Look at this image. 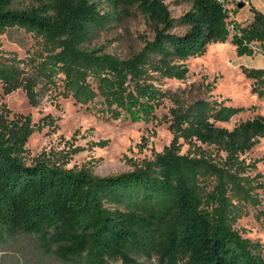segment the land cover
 Listing matches in <instances>:
<instances>
[{
	"label": "rangeland",
	"instance_id": "obj_1",
	"mask_svg": "<svg viewBox=\"0 0 264 264\" xmlns=\"http://www.w3.org/2000/svg\"><path fill=\"white\" fill-rule=\"evenodd\" d=\"M98 1L101 13H110L113 19L80 48L89 56L71 51L65 39L56 41L20 28L0 35V59L13 64L21 77L20 87L10 93L5 94L0 84L1 101L11 112L8 119L29 115L31 123L40 126L28 137L25 163L45 160L74 172L87 167L96 176L108 177L153 166L162 156L172 154L194 178L201 201L209 204L213 198L216 204L221 195L231 231L264 257V139L229 158L185 131L186 119L193 116L227 130L264 116L260 82L264 44L252 41L248 44L251 54L239 55L232 42L240 28L254 23L253 11L264 15V0H217L227 13L229 35L224 42L208 44L203 54L181 61L186 69L183 78L168 75L143 53L153 34L140 11L117 0ZM163 2L172 18L190 8L189 0ZM32 6L34 0L13 3L20 10ZM102 56L104 62L97 63L96 58ZM115 59L136 65L121 70L127 73L123 82L117 69L105 65ZM28 77L35 79L36 105L30 104L22 88ZM115 94L126 106L133 105L134 112L111 106V100L105 102ZM143 108L147 109L144 113ZM115 113L119 116L114 117ZM137 261L158 264L155 258L139 257ZM0 264L74 263L44 254L34 235L8 236L0 230Z\"/></svg>",
	"mask_w": 264,
	"mask_h": 264
},
{
	"label": "trees",
	"instance_id": "obj_2",
	"mask_svg": "<svg viewBox=\"0 0 264 264\" xmlns=\"http://www.w3.org/2000/svg\"><path fill=\"white\" fill-rule=\"evenodd\" d=\"M14 1L0 0V35L20 28L56 41L65 39L71 51L84 56L88 52L80 48L113 19L110 13H101L98 0H34L35 6L21 10L13 8ZM189 1V10L172 18L163 0H117L145 17L153 40L146 41L143 53L178 78L186 72L181 61L203 54L208 44L224 42L229 35L227 13L217 0ZM253 13L254 23L240 28L232 40L239 55L251 54L252 41L264 44V15ZM96 59L97 63L105 60L104 56ZM105 65L117 69L121 81L127 75L123 68H136L135 63L117 59ZM20 80L18 69L0 59L4 93L20 87ZM26 80L22 88L30 104L36 105L35 79ZM260 82L264 86V78ZM118 87L124 92L122 84ZM111 98L105 102L134 110L116 94ZM10 114L0 97V230L8 236L34 235L44 254L74 264H141L139 257L155 258L158 264H264V257L231 231L224 198L219 195L216 204L213 198L209 204L201 201L194 178L172 154L153 166L108 177L94 175L91 168L74 172L45 160L27 165L25 145L40 126L33 125L29 115L10 121ZM189 119L186 135L213 145L229 158L264 139L261 115L232 130L208 124L203 117Z\"/></svg>",
	"mask_w": 264,
	"mask_h": 264
}]
</instances>
